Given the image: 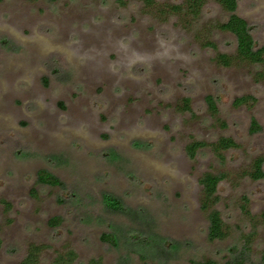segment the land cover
Returning a JSON list of instances; mask_svg holds the SVG:
<instances>
[{"label": "rangeland", "instance_id": "1", "mask_svg": "<svg viewBox=\"0 0 264 264\" xmlns=\"http://www.w3.org/2000/svg\"><path fill=\"white\" fill-rule=\"evenodd\" d=\"M185 1H0V264H21L31 244L47 246L41 264L67 247L75 264H225L252 232L244 197L261 225L259 261L264 179L245 173L264 159V65H220L217 54L234 55L236 42L211 26L227 14L205 0L189 26V17L168 13ZM237 13L264 47V0H240ZM245 96L255 102L235 104ZM221 137L238 145L224 160L209 146L189 157L191 142ZM40 170L63 185L40 184ZM205 172L226 174L217 205L230 233L224 241L208 240ZM54 217L61 225L51 226Z\"/></svg>", "mask_w": 264, "mask_h": 264}, {"label": "trees", "instance_id": "2", "mask_svg": "<svg viewBox=\"0 0 264 264\" xmlns=\"http://www.w3.org/2000/svg\"><path fill=\"white\" fill-rule=\"evenodd\" d=\"M1 1V0H0ZM120 1V0H119ZM144 5L152 7L156 0H140ZM215 2L222 8L227 14V19L224 22L212 25V29L219 30L231 34L235 38L236 51L234 55L217 54V61L220 65L225 67L232 66L235 62H244L250 65L263 66L264 65V47L258 48L256 46L254 37L251 33V26L249 23L240 17L237 13L240 0H215ZM205 7V0H186L182 5L176 4L168 6L169 14L181 15L182 17H189L188 25H195L203 13ZM207 47L216 48L213 42H207ZM262 77V76H261ZM255 102V98L252 96H245L236 99V105H242L248 102ZM206 103L209 107L210 114L215 117L218 115V106L213 96L206 97ZM184 110L190 111V100H184ZM261 130L260 125L255 119L251 121V132H259ZM211 147L212 151L218 156L219 159L224 160L223 152L235 149L238 145L232 138L221 137L216 142L208 145L205 142L193 141L187 146V153L191 159H194L202 148ZM245 175L253 181H259L264 179V159L256 158ZM226 179V174L205 172L199 179V185L201 186V209L207 214L208 217V240L210 242L224 241L229 236V229L225 224L221 212L217 209V205L220 202V196L218 195L219 185ZM37 180L42 185H48L52 187L62 186L61 180L46 170H40L37 174ZM118 201L113 199V202H109V206L117 208ZM249 200L244 197L243 204L241 206L242 213L248 218L250 222L252 232L243 236V246L241 248H232L230 252V260L225 264H264V248L260 253L258 262H255L252 258L254 236L256 230L261 226L259 222L255 221L256 217L251 214L249 209ZM264 220V214H262ZM62 223L60 217H54L50 220L51 226H59ZM264 224V222H263ZM101 240L108 243L111 246H117L118 241L113 234H103ZM46 245L31 244L27 250L26 256L22 260L21 264H41V256ZM78 255L72 248H66L64 252H58L53 260L52 264H75ZM88 264H104L102 259L94 258L89 261ZM200 264H218L213 260H205Z\"/></svg>", "mask_w": 264, "mask_h": 264}]
</instances>
